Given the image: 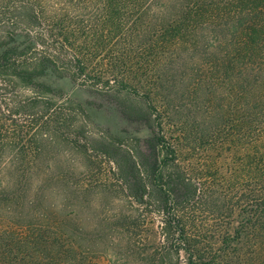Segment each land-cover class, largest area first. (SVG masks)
<instances>
[{"label": "trees", "instance_id": "obj_1", "mask_svg": "<svg viewBox=\"0 0 264 264\" xmlns=\"http://www.w3.org/2000/svg\"><path fill=\"white\" fill-rule=\"evenodd\" d=\"M46 76L112 101L150 138L92 135L84 105ZM174 86L204 95L206 128L182 116ZM263 137L264 0H0L1 209L34 214L39 179L88 192L79 177L106 163L95 190L122 205L105 220L142 264H264V156L255 151L249 177L229 181L184 165L177 148ZM60 146L82 155V170L44 164ZM47 208L36 225L1 217V254L12 244L30 252L27 264H87L105 250Z\"/></svg>", "mask_w": 264, "mask_h": 264}, {"label": "rangeland", "instance_id": "obj_2", "mask_svg": "<svg viewBox=\"0 0 264 264\" xmlns=\"http://www.w3.org/2000/svg\"><path fill=\"white\" fill-rule=\"evenodd\" d=\"M40 81L49 85L55 91H61L65 97L84 105L89 117V132L92 135L102 131L118 139H128L127 141L133 138L143 142L150 138L151 132L145 121L124 118L112 101H106L92 95L74 85L68 79L46 76ZM175 86L170 88L169 92L175 105L180 107L179 112L185 119H189L192 124L197 126L198 131L206 128L205 124H208L206 122L208 120H204V95L195 100L188 92L181 95V90ZM175 93H177L176 96H174ZM201 94L202 92H200V96ZM177 96H179L178 99H176ZM165 130L167 133H170L171 130L168 128V124L165 125ZM177 148L184 165L195 166L198 171L201 170L205 173V177L236 181L248 178L249 174L254 171L251 166L254 162L252 159L253 155H256L255 151L264 156V137L251 147L223 141L216 142L213 145H205V147L196 148L195 150H189L184 146H178ZM60 150L62 151L61 155L56 158L48 157L44 159V164L55 165L57 171H69L73 167L76 170L83 169L84 159L82 155L77 154L67 146H60ZM96 162H99V159ZM105 164L101 165L100 169L98 168V164L96 170L94 169L93 171L94 173H90L91 175L79 177L80 180L84 181L89 179L91 184L90 191L72 194L73 192L69 188V185L65 187V184H61L60 182L39 179L34 182V187L43 184L45 191L44 197L38 198L39 206L36 208L34 214L25 212L24 210L12 212V210L0 208V218L4 217L6 220L13 222L14 225L15 223L21 224L23 222L41 224L44 221L45 215H49L47 206H51L52 204L53 207H57L59 216L70 220L69 222L74 227L89 230L88 239H94L99 244L104 243L105 250L101 251L100 254L92 256L87 264H142L139 262V258H135L121 244H117L113 238L116 236L109 231L110 224L108 220H105V217L112 216L118 213L119 210L121 211L122 204L113 199V196H108L104 192L98 193V190H95L97 185L96 180H98L97 173L103 172L105 168L107 170V165ZM61 204H65V206L60 207ZM156 225V220H153L149 227L152 229L151 233L156 231ZM150 235L154 236L153 234ZM19 250L16 251V248L12 244L5 250L8 253L1 254L2 251L0 250V264H27V256L30 252H27L25 249Z\"/></svg>", "mask_w": 264, "mask_h": 264}]
</instances>
